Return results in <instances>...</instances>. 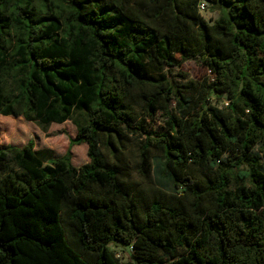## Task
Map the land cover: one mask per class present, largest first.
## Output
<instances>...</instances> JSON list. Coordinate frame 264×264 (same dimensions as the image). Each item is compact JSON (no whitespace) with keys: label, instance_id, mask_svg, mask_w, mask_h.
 Returning <instances> with one entry per match:
<instances>
[{"label":"trees","instance_id":"1","mask_svg":"<svg viewBox=\"0 0 264 264\" xmlns=\"http://www.w3.org/2000/svg\"><path fill=\"white\" fill-rule=\"evenodd\" d=\"M189 60L213 82L174 85L164 70ZM0 115L77 128L48 161L0 147V264H123L111 245L126 264H264V0H0ZM134 139L138 173L158 153L171 187L145 205Z\"/></svg>","mask_w":264,"mask_h":264},{"label":"rangeland","instance_id":"2","mask_svg":"<svg viewBox=\"0 0 264 264\" xmlns=\"http://www.w3.org/2000/svg\"><path fill=\"white\" fill-rule=\"evenodd\" d=\"M201 16L209 23L213 24L219 17V11L213 9L206 3V8L201 12ZM168 79L174 85H184L193 82L201 86L203 81L213 82L210 71L201 63L189 60L181 67L166 68L164 70ZM189 101V99H186ZM211 105L222 107L226 105L225 99L212 97L209 101ZM171 109L174 113L180 114L184 111V104L173 101ZM163 126V115L158 114L155 119L146 121V128L149 131H157ZM76 126L67 121L63 124H51L41 127L23 118L12 116L4 117L0 115V147L15 146L22 148L30 140L34 142V150L37 156L43 161L56 159L63 156L69 148V140L76 138ZM136 140H131L130 146L124 152V162L128 165L127 183L136 190L137 200L145 205L155 198L157 187L171 191L170 182L163 179L160 175L161 160L158 153H153V168L149 179H144L137 171L138 148ZM101 152L109 162H115L110 157L109 151L101 145ZM71 163L75 168H79L88 162L87 146L85 144L74 146L71 149ZM121 259L123 264L132 262L129 247L110 246Z\"/></svg>","mask_w":264,"mask_h":264},{"label":"built area","instance_id":"3","mask_svg":"<svg viewBox=\"0 0 264 264\" xmlns=\"http://www.w3.org/2000/svg\"><path fill=\"white\" fill-rule=\"evenodd\" d=\"M205 8H206V4H205L204 2L200 3V5H199V10H200V12H202L203 10H205ZM226 105H227V104H226ZM129 250L132 251L131 248H129ZM118 257H119V256H118Z\"/></svg>","mask_w":264,"mask_h":264}]
</instances>
